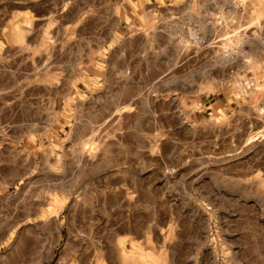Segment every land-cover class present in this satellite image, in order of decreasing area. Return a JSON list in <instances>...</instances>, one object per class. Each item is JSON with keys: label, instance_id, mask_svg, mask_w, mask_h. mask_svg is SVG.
Listing matches in <instances>:
<instances>
[{"label": "rangeland", "instance_id": "374dc122", "mask_svg": "<svg viewBox=\"0 0 264 264\" xmlns=\"http://www.w3.org/2000/svg\"><path fill=\"white\" fill-rule=\"evenodd\" d=\"M0 264H264V0H0Z\"/></svg>", "mask_w": 264, "mask_h": 264}, {"label": "crops", "instance_id": "0c3cea01", "mask_svg": "<svg viewBox=\"0 0 264 264\" xmlns=\"http://www.w3.org/2000/svg\"><path fill=\"white\" fill-rule=\"evenodd\" d=\"M55 207L51 206V247L55 248L57 243H56V235H55V225L56 222L58 221V225L61 226L62 223L65 225L67 224L66 218H60L57 217V212L54 210ZM61 230V229H60ZM62 232V231H61ZM64 237V234H62V237L60 239L62 240Z\"/></svg>", "mask_w": 264, "mask_h": 264}, {"label": "bare ground", "instance_id": "6f19581e", "mask_svg": "<svg viewBox=\"0 0 264 264\" xmlns=\"http://www.w3.org/2000/svg\"><path fill=\"white\" fill-rule=\"evenodd\" d=\"M258 15H260V14H258ZM237 36H238V35H237ZM228 37H229V36H228ZM238 38H239V36H238ZM229 39H230V37L228 38V41L231 42ZM227 44H228V43H227ZM220 45H221V44H220ZM220 45H219V46H220ZM121 106H122V105H121Z\"/></svg>", "mask_w": 264, "mask_h": 264}]
</instances>
